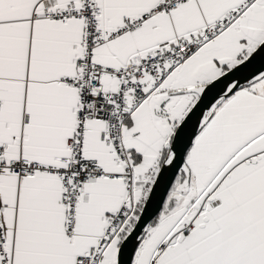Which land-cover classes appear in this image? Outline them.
I'll use <instances>...</instances> for the list:
<instances>
[{
	"label": "snow or ice",
	"instance_id": "obj_1",
	"mask_svg": "<svg viewBox=\"0 0 264 264\" xmlns=\"http://www.w3.org/2000/svg\"><path fill=\"white\" fill-rule=\"evenodd\" d=\"M0 264H264V0H0Z\"/></svg>",
	"mask_w": 264,
	"mask_h": 264
}]
</instances>
